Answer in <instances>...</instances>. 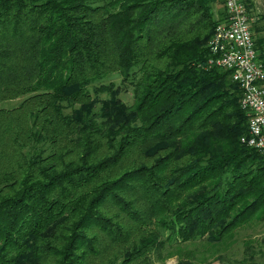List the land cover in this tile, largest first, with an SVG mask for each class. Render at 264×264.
Instances as JSON below:
<instances>
[{"label": "trees", "instance_id": "16d2710c", "mask_svg": "<svg viewBox=\"0 0 264 264\" xmlns=\"http://www.w3.org/2000/svg\"><path fill=\"white\" fill-rule=\"evenodd\" d=\"M216 1L0 0V264H153L264 222L241 90L207 65ZM112 75L131 105L89 92Z\"/></svg>", "mask_w": 264, "mask_h": 264}, {"label": "built area", "instance_id": "2783aa9c", "mask_svg": "<svg viewBox=\"0 0 264 264\" xmlns=\"http://www.w3.org/2000/svg\"><path fill=\"white\" fill-rule=\"evenodd\" d=\"M226 20L219 23L208 43L207 65L230 73L241 90L240 107L248 115V132L241 142L264 160V65L251 34L254 17L244 0H221Z\"/></svg>", "mask_w": 264, "mask_h": 264}, {"label": "rangeland", "instance_id": "374dc122", "mask_svg": "<svg viewBox=\"0 0 264 264\" xmlns=\"http://www.w3.org/2000/svg\"><path fill=\"white\" fill-rule=\"evenodd\" d=\"M245 4L249 13L254 17V22H256L253 28L254 39L257 43L259 42L260 49L264 51V0H245ZM212 10L218 15V19H221L224 16L222 1L217 0L212 5ZM120 81L121 79L116 75L109 76L90 86L89 92L93 95V91L98 85L114 83L120 90L118 98L123 103L131 105L133 102L132 91L128 87H123ZM97 98L106 99L107 95L101 94ZM21 100L7 102L2 104L1 107L13 108ZM208 243L204 240L179 245L166 243L161 252L152 255L153 264H176L179 260L189 261L193 264H240L242 259L246 257L247 252L250 251L257 263L264 264V222L253 221L237 230L234 237L223 244L213 247ZM247 246L249 250H247Z\"/></svg>", "mask_w": 264, "mask_h": 264}]
</instances>
